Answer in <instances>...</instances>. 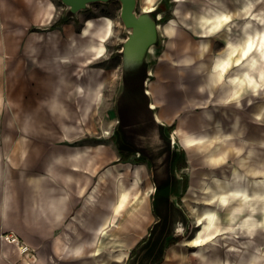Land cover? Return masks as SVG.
<instances>
[{
	"label": "rangeland",
	"instance_id": "374dc122",
	"mask_svg": "<svg viewBox=\"0 0 264 264\" xmlns=\"http://www.w3.org/2000/svg\"><path fill=\"white\" fill-rule=\"evenodd\" d=\"M46 1H51L54 5L50 18L39 10ZM223 2L226 5L224 10L214 0H137V13L142 12L146 5L153 4L151 16L157 24V39L145 57L146 71L150 73L147 75L150 77L147 86L151 91L150 96L153 95L152 85L160 77L161 70L177 72L182 88L181 97L177 98L179 103L172 113L175 116L172 125H162L161 129L164 137H169L170 149L174 150L171 161L174 170L170 173L169 183L158 190L155 176L163 174L160 169L162 165L158 163L161 159L155 165V161L152 163L149 159L145 160L148 155L140 157L132 152L134 148L124 138L119 125L118 105L124 80L121 50L130 30L120 18L121 2L95 1L88 3L85 8L71 12L61 0L2 1L0 131H58L64 128L66 122L68 125L81 126V130L96 135L100 145L110 144L123 154H128L127 158L122 159L126 161L123 163L124 168L120 169L122 165L116 169V181L124 179L125 184L130 182L132 186L128 205L119 211L114 221L116 255L126 238L130 237L131 242L126 247L127 253L124 258L116 256L111 264H171L164 258H168V251L173 246L178 250L184 247V254H178L176 257L189 261L185 264H214L215 258L226 260V264H233L235 251L228 249L221 237L229 233L227 231L230 230V226L238 225L242 215L247 212L246 209L240 212L236 221L229 223L225 217L226 208L217 207L223 221L222 225L216 228V232L221 233L213 241L215 246L211 250L209 244L204 248L183 243L194 236L200 228L196 223L197 214L192 211V206L197 205L201 210L204 204L206 193L199 188V179L210 169L218 173L223 169H232V166L239 169L236 157L230 152L229 163L212 168L205 162L198 149L183 148L176 134L177 126H181L185 131L190 129L191 132L204 126H214L219 122L224 130L233 131L231 141L240 145L242 152L249 147V141L252 139L256 155L264 156V146L258 143L259 139L264 140V58L255 53L258 58L254 67L248 66L249 58H241L240 63H237V60L225 73L228 82L234 75L242 74L240 84L235 82L234 89L239 92L236 99L230 95L227 100L220 101L218 99L220 87H214L210 92L209 87L204 85L207 70L212 68L217 57L225 55L228 39L235 43L242 42L249 32L256 28L261 29V23L251 18L254 15L264 16V0L261 1L260 7L255 6L248 15L241 11L243 0ZM214 10H223L229 15V20L210 32L207 31L202 16L210 15ZM101 16L110 17L113 27L111 35L105 41V53L100 58L86 65L82 61L87 58V53L62 58L59 59L58 69L50 67L51 62L47 61L45 66V63L38 60L40 57H46L54 62V57L66 52L71 38H75L79 44L90 42V38H82L79 33L87 19ZM171 22L174 24V33L169 36L164 31V24ZM202 41L207 43L204 50L201 46ZM238 55L239 51L236 57ZM185 58L189 61H185ZM91 70H98L96 78L103 82V88L95 105H92L90 112L83 119L81 103L85 99L78 87L90 79L88 72ZM250 77L257 83L256 90L252 88L253 82L249 81ZM53 97L62 103L56 110L50 108V100ZM159 104L163 107L165 101L161 100ZM206 108L211 111V117H207ZM235 120H238L236 128L233 125ZM151 134L146 136L148 141L146 143L155 146L158 139L155 132ZM140 160H145L149 165L139 166ZM230 178L233 181L237 179L233 173ZM247 184V180L244 179L242 187L247 188L250 193L251 184L248 186ZM258 184L259 182L253 184V188L264 194V187L259 189ZM144 191L149 192L146 207L149 206L156 215L162 213V218L155 221L156 218L151 217L146 231L136 236L118 234L117 230L123 222L127 224L129 221L130 228L135 229L138 220L135 217L124 219L122 216L124 210L125 215L127 210H130L132 215L139 209V201ZM255 207L256 216L261 218L264 215L261 198L255 202ZM213 230L215 228L210 232ZM240 239L248 240L243 235ZM251 240L264 252L263 228L260 227ZM167 246L168 248H165ZM202 250L207 257L200 258ZM19 259L21 261L22 256Z\"/></svg>",
	"mask_w": 264,
	"mask_h": 264
},
{
	"label": "crops",
	"instance_id": "0c3cea01",
	"mask_svg": "<svg viewBox=\"0 0 264 264\" xmlns=\"http://www.w3.org/2000/svg\"><path fill=\"white\" fill-rule=\"evenodd\" d=\"M2 1L0 42L3 41ZM145 57L140 65L122 68L119 125L124 138L134 148L132 152L140 157L148 155L144 159L155 161V165L161 159L158 163L163 174L155 176L156 189L160 190L169 183L174 170L171 162L174 150L161 129L162 125H172L175 119L172 113L182 88L177 72L161 70L150 96L147 88L150 73L146 71ZM161 100L165 101L163 107L159 104ZM150 129L159 142L155 146L146 143ZM57 159L62 162L56 164ZM145 160H140L139 166H148ZM124 161L113 145H100L98 137L86 130L0 131V264H24V261L26 264H111L116 258L114 221L131 196V183L125 184L124 179L116 181V169ZM147 196L149 192L144 191L139 209L132 213L134 216L130 210L125 215L124 210L122 218L138 220L135 229L130 228L129 221L123 222L118 234L136 236L146 231L151 217L155 221L162 218V213L156 215L146 207ZM5 197L7 210L3 206ZM5 234L20 238L27 251L20 252L17 244L3 239ZM129 239L124 244L121 241L124 247L120 246L117 255L121 251L125 253L119 258L126 255ZM181 253L184 254L170 249L164 260L171 264L189 263L176 257ZM21 256L23 259L19 261ZM214 264H226V261L215 258Z\"/></svg>",
	"mask_w": 264,
	"mask_h": 264
},
{
	"label": "bare ground",
	"instance_id": "6f19581e",
	"mask_svg": "<svg viewBox=\"0 0 264 264\" xmlns=\"http://www.w3.org/2000/svg\"><path fill=\"white\" fill-rule=\"evenodd\" d=\"M214 1H216L222 9H226L223 0ZM261 1L262 0H243L240 7L241 11H243L245 15H248L255 6L261 4ZM249 5H252V7L249 8ZM53 8V3L51 1H46L39 10H41L47 18H50L52 16ZM153 8V4L150 3L149 5H146L143 10L152 11ZM223 10H214L212 14L202 16L207 31L211 32L218 29L226 22L224 19L225 17L228 18L227 21L229 20V15ZM254 17L264 19V16L254 15L251 20H257L258 23L259 20ZM261 25V29L256 28L253 32H247L248 34L242 42L235 43L228 39L225 55L217 57L212 68L207 70L204 85L209 87L210 92H212L214 87H220V93L218 96L220 101L227 100L230 95L233 96L236 92L234 89V87H236L235 82L237 81L240 84L243 79L242 74L240 73L229 79V82L226 80L225 73L237 60L240 61L241 58H249L247 61L248 66L254 67L258 58L255 53H258L260 57L264 58V24ZM112 27L113 21L108 16L89 18L85 21L79 36L82 38H90V42L79 44L75 38H71L68 44L69 46L65 50L66 52L64 54L60 53L61 55L54 57V62L46 57H40L38 60H41V63H45V66H47V61L51 62L52 64L50 67L58 69L60 67L58 64L60 61L59 59L76 57L80 56V54L87 53L88 56L82 61V63L85 65L91 63L105 53V41L111 35ZM164 31L167 35L171 36L174 33V24L172 22L164 24ZM249 45H251V48H249ZM201 46L204 50L207 47V43L202 41ZM34 50L37 52L36 48ZM149 50H152V46H150ZM237 50L239 51V55L236 57V54H238ZM245 53H247V55H245ZM185 61H189V59L185 58ZM88 73L90 79L85 84H81L80 87H78L85 99L83 100V103H81L83 119H85L90 112L92 105H95L103 88V82L96 78L99 73L98 70H91V72ZM249 81L253 82L252 88L256 90L257 83L254 79L250 77ZM61 104L60 100L55 97L50 100V108L53 110L61 107ZM150 106L154 107V104L150 103ZM205 110L207 117H211V111L207 108ZM259 117L260 115L258 118ZM237 123L238 120L233 122L235 128ZM215 124L216 125L214 126H204L200 130L191 132L183 130L181 126H177L176 128V134L179 136L181 146L187 150L198 149L202 153L205 162L212 168L222 167L224 164L229 163L228 159L230 158V152L236 157L235 161L239 165V169L233 168L232 166V169H223V171L219 173L210 169L201 176L198 181V186L206 193L203 199L204 204L202 205L201 210L198 209L199 207L197 205L192 206V211L197 214L196 223L200 228L196 231L194 236L185 240L183 244H189V246H202L204 248L209 244L211 250L215 246L213 245V241L221 233L216 232V228L222 225L223 221V217L218 212L217 207L220 206L226 208L227 212H225V217L229 223L236 221L240 212L246 209L247 212L242 215V219L238 222V225L235 227L230 226V230L227 231L229 233L223 235L221 239L224 241L225 245L229 247L228 249L235 251L233 264H250L252 261H255V264H262L264 260V252L260 251V247H257V244L251 239L254 238L260 227L264 229V227L260 226L264 225V215L260 218L255 214V202L259 198L264 197V194L258 189L255 190L253 188V184L258 182L259 184L257 185V188L259 187L260 189L261 187H264V156L258 157L256 155L255 147L252 145V139L249 141V147L242 152V147L237 145L234 141H231L233 138V131L224 130L223 125L219 122H216ZM80 127L81 126L78 125H64L66 130H81ZM151 132L153 131H148L146 136H151ZM258 143L264 146L263 139H259ZM232 173L234 178H237L235 181L230 178ZM258 177H261L262 179H257ZM244 179L247 180L248 184H251L250 193H248L247 188L242 187V181ZM147 192L148 191H146V193ZM262 200V208L264 211V199ZM213 228H215V230L210 232ZM241 235L246 236L248 240L240 239ZM197 241H202V243L197 244ZM123 247L124 245H121V248ZM171 250L175 251L176 248L172 247ZM179 251L184 252V247L179 249ZM124 253L125 252L121 251V253L116 256L121 257ZM199 256L200 258L207 257L204 250L200 252ZM211 256H213V254H211Z\"/></svg>",
	"mask_w": 264,
	"mask_h": 264
},
{
	"label": "water",
	"instance_id": "95a60500",
	"mask_svg": "<svg viewBox=\"0 0 264 264\" xmlns=\"http://www.w3.org/2000/svg\"><path fill=\"white\" fill-rule=\"evenodd\" d=\"M71 12L85 8L88 3L109 0H61ZM121 2L120 18L129 28L122 44V67L131 68L140 65L150 46L157 39V24L151 11L136 12L137 0H119Z\"/></svg>",
	"mask_w": 264,
	"mask_h": 264
},
{
	"label": "clouds",
	"instance_id": "9594fccd",
	"mask_svg": "<svg viewBox=\"0 0 264 264\" xmlns=\"http://www.w3.org/2000/svg\"><path fill=\"white\" fill-rule=\"evenodd\" d=\"M21 2H23V0H21ZM251 7H252V5H249V8H251ZM254 18H255V19H258L259 22H260L261 24H264V19H261L260 17H254ZM238 95H239V92L237 91V92L233 95L232 98H233V99H236V97H237ZM61 162H62V161H61L60 159L55 160V163H56V164H60ZM214 163H215V161H214ZM261 199H264V197H262ZM3 206H4V209L7 210V207H8V198H7V197H5V199H4ZM52 210L55 211L54 206H53ZM56 219L59 220L60 217L57 216ZM260 226L264 227V225H260ZM77 254H79V253H77ZM250 264H255V261L250 262Z\"/></svg>",
	"mask_w": 264,
	"mask_h": 264
},
{
	"label": "built area",
	"instance_id": "2783aa9c",
	"mask_svg": "<svg viewBox=\"0 0 264 264\" xmlns=\"http://www.w3.org/2000/svg\"><path fill=\"white\" fill-rule=\"evenodd\" d=\"M3 237L5 240L17 244L20 248V252H26L27 251L28 247L23 242H21L16 235L5 234Z\"/></svg>",
	"mask_w": 264,
	"mask_h": 264
},
{
	"label": "trees",
	"instance_id": "16d2710c",
	"mask_svg": "<svg viewBox=\"0 0 264 264\" xmlns=\"http://www.w3.org/2000/svg\"><path fill=\"white\" fill-rule=\"evenodd\" d=\"M119 153H120V158H122V159L128 156V154H123V152L120 150H119Z\"/></svg>",
	"mask_w": 264,
	"mask_h": 264
},
{
	"label": "snow or ice",
	"instance_id": "6c2138e0",
	"mask_svg": "<svg viewBox=\"0 0 264 264\" xmlns=\"http://www.w3.org/2000/svg\"><path fill=\"white\" fill-rule=\"evenodd\" d=\"M224 19H225V21H227L228 18L225 17ZM249 48H251V45H249ZM245 55H247V53H245ZM237 63H239V61H238ZM196 243H197V244H200V243H202V241H197Z\"/></svg>",
	"mask_w": 264,
	"mask_h": 264
}]
</instances>
